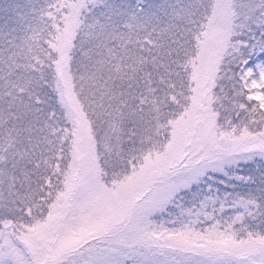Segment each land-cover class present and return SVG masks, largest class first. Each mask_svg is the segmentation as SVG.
I'll return each mask as SVG.
<instances>
[{
	"label": "snow or ice",
	"instance_id": "6c2138e0",
	"mask_svg": "<svg viewBox=\"0 0 264 264\" xmlns=\"http://www.w3.org/2000/svg\"><path fill=\"white\" fill-rule=\"evenodd\" d=\"M0 264H264V0H0Z\"/></svg>",
	"mask_w": 264,
	"mask_h": 264
}]
</instances>
